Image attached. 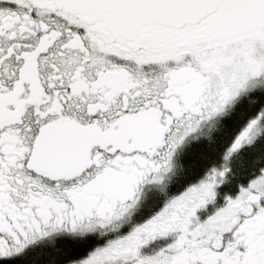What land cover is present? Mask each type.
I'll list each match as a JSON object with an SVG mask.
<instances>
[{"label": "snow or ice", "instance_id": "6c2138e0", "mask_svg": "<svg viewBox=\"0 0 264 264\" xmlns=\"http://www.w3.org/2000/svg\"><path fill=\"white\" fill-rule=\"evenodd\" d=\"M206 0H0V264L36 234L116 219L173 144L222 102H202L184 78L201 71L190 43L149 51L121 21L194 10ZM249 7H261L250 4ZM234 133L239 148L264 123V89ZM149 129L147 135H135ZM245 147L253 162L264 136ZM226 171L212 168L127 235L67 264H264V167L201 221ZM175 239L152 255L156 236Z\"/></svg>", "mask_w": 264, "mask_h": 264}, {"label": "flooded vegetation", "instance_id": "af4514ba", "mask_svg": "<svg viewBox=\"0 0 264 264\" xmlns=\"http://www.w3.org/2000/svg\"><path fill=\"white\" fill-rule=\"evenodd\" d=\"M250 4L261 7H249ZM120 23L130 35L136 37L134 43L143 45L149 51L170 48L177 41L190 43L201 71L184 78L180 88L183 91L199 89L203 94L202 102H214L219 97H223V100L192 131L173 144L150 175L139 180L134 188V198L121 203L116 219L104 225L93 224L83 231L64 227L36 234L24 246L23 255L15 264H25L23 259L35 258L47 248L69 245L75 248L71 255L82 259L109 240L125 236L138 224L146 222L167 201L202 180L210 169H224L226 175L216 186L214 200L196 211V216L203 221L224 206L226 196L234 197L240 187L247 185L259 168L264 167L263 160L245 178L233 184L229 182V160L235 155L253 152L245 145L252 143L264 129V123L255 126L252 135L243 140L238 149L229 151L235 131L256 112V108L251 106L256 97L250 92L253 87L264 89V41L258 42V33H255L264 31V0H222L213 12L195 23L179 27L156 22L150 13H142ZM247 104H251V109L240 117L228 138L222 137L221 132L225 131L228 120ZM149 131L142 129L134 134L147 135ZM217 137L222 139L217 140ZM214 141H220V148L215 158L211 159L212 151L209 148ZM194 162L197 165L192 166ZM187 164L191 166L186 167ZM175 236L176 233H168L154 237L141 246V255L154 254L171 243ZM60 264L67 262L63 259Z\"/></svg>", "mask_w": 264, "mask_h": 264}, {"label": "trees", "instance_id": "16d2710c", "mask_svg": "<svg viewBox=\"0 0 264 264\" xmlns=\"http://www.w3.org/2000/svg\"><path fill=\"white\" fill-rule=\"evenodd\" d=\"M250 105L247 104L246 106H244V108H241L240 110L235 112L233 117L228 120L227 126L224 127L225 131L221 132L223 135L222 137L226 136L228 138L231 135V133L236 128L237 122L240 120V117H243L244 113L248 109H251ZM260 136H264V129L262 130ZM222 137H217V140L222 139ZM219 148L220 141H214L212 146L209 148L212 151V155L210 156L211 159H214L218 154ZM253 158L254 152H250L246 154H240L239 156L235 155L229 160L228 166L230 170L228 179L230 184H233L240 178H245L249 173H251L257 167V165H259L264 160V153H259L257 155L256 159L260 160L257 163L253 162ZM195 164L196 162L192 163L191 165L193 166ZM188 165L190 164H187L186 167ZM74 249V245L47 248L43 252H39L35 256V258L34 256H31L28 259H23V261L25 264H34V262H36L37 264H60L62 260L65 259L66 255L72 254Z\"/></svg>", "mask_w": 264, "mask_h": 264}, {"label": "water", "instance_id": "95a60500", "mask_svg": "<svg viewBox=\"0 0 264 264\" xmlns=\"http://www.w3.org/2000/svg\"><path fill=\"white\" fill-rule=\"evenodd\" d=\"M222 0H206V6L194 10H177L173 12H150L152 19L164 25L179 27L195 23L206 14L213 12Z\"/></svg>", "mask_w": 264, "mask_h": 264}, {"label": "rangeland", "instance_id": "374dc122", "mask_svg": "<svg viewBox=\"0 0 264 264\" xmlns=\"http://www.w3.org/2000/svg\"><path fill=\"white\" fill-rule=\"evenodd\" d=\"M255 33H258V34H257V37H258L257 40H258V42L261 43L262 41H264V31H263V30H259V31L255 32ZM255 56L258 57V55H255ZM130 218H131V217H129L128 220H129ZM128 220H127V221H128Z\"/></svg>", "mask_w": 264, "mask_h": 264}]
</instances>
